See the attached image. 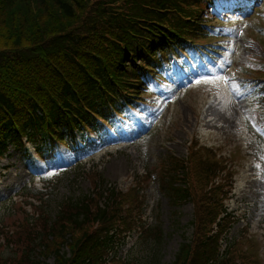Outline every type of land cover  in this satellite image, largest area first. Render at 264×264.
<instances>
[{"label":"trees","instance_id":"trees-1","mask_svg":"<svg viewBox=\"0 0 264 264\" xmlns=\"http://www.w3.org/2000/svg\"><path fill=\"white\" fill-rule=\"evenodd\" d=\"M218 3L0 0V157L9 148L22 152L25 138L52 159L61 144L79 151L91 132L101 137L184 50L212 36L207 21ZM253 69L264 78V65ZM257 84L264 99V79ZM163 166L154 170L162 193L173 205L189 200L193 209L190 237L169 264H264L251 238L223 246L233 219L225 206L233 170L213 148L194 140L186 159L169 156ZM151 174L135 176L123 190L87 172L90 192H72L52 213L1 229L0 244L21 253L0 252V264H49L48 257L52 264H119L114 239L133 230L155 247L163 231L140 216L141 185Z\"/></svg>","mask_w":264,"mask_h":264},{"label":"rangeland","instance_id":"rangeland-1","mask_svg":"<svg viewBox=\"0 0 264 264\" xmlns=\"http://www.w3.org/2000/svg\"><path fill=\"white\" fill-rule=\"evenodd\" d=\"M258 5L249 19H228L217 59L203 48L188 51L171 75L150 81L143 102L118 116L108 135L92 134L84 150L61 146L53 159L41 161L37 141L25 138L22 152L9 148L0 159V232L26 218L32 222L41 212L52 213L72 192H90L87 172L101 175L104 187L125 189L136 175L150 170L141 185V215L145 224L160 225L162 240L153 247L151 237L131 232L114 239L113 249L124 262L119 264H169L190 237L193 209L189 200L173 205L158 187L154 170L160 171L171 155L185 157L197 139L213 146L234 169L226 200L233 219L225 245L251 238L264 263V100L252 71L264 65V0ZM0 252L4 257L21 253L4 243ZM45 261L53 262L50 257Z\"/></svg>","mask_w":264,"mask_h":264}]
</instances>
